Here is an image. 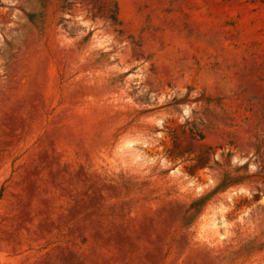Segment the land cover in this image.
Returning <instances> with one entry per match:
<instances>
[{
    "label": "rangeland",
    "instance_id": "obj_1",
    "mask_svg": "<svg viewBox=\"0 0 264 264\" xmlns=\"http://www.w3.org/2000/svg\"><path fill=\"white\" fill-rule=\"evenodd\" d=\"M0 264H264V0H0Z\"/></svg>",
    "mask_w": 264,
    "mask_h": 264
}]
</instances>
